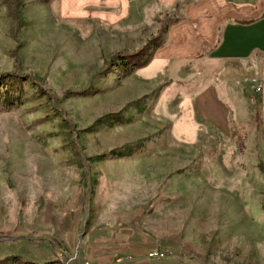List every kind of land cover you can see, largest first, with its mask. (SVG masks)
Returning <instances> with one entry per match:
<instances>
[{
    "label": "rangeland",
    "instance_id": "rangeland-1",
    "mask_svg": "<svg viewBox=\"0 0 264 264\" xmlns=\"http://www.w3.org/2000/svg\"><path fill=\"white\" fill-rule=\"evenodd\" d=\"M170 2L0 0V264H264L261 61Z\"/></svg>",
    "mask_w": 264,
    "mask_h": 264
},
{
    "label": "crops",
    "instance_id": "crops-1",
    "mask_svg": "<svg viewBox=\"0 0 264 264\" xmlns=\"http://www.w3.org/2000/svg\"><path fill=\"white\" fill-rule=\"evenodd\" d=\"M184 17L186 21L174 24L170 36L168 48L173 57L261 61L263 90L259 96L264 127V0H196L186 7Z\"/></svg>",
    "mask_w": 264,
    "mask_h": 264
},
{
    "label": "built area",
    "instance_id": "built-area-1",
    "mask_svg": "<svg viewBox=\"0 0 264 264\" xmlns=\"http://www.w3.org/2000/svg\"><path fill=\"white\" fill-rule=\"evenodd\" d=\"M262 90H263V85H262V82L259 81V82H257L256 85H255V93H256L257 95H260V94L262 93ZM151 256H152V257L155 256V257H157V258H164V257H165V254H164V253H157V252H155V253L151 254Z\"/></svg>",
    "mask_w": 264,
    "mask_h": 264
},
{
    "label": "trees",
    "instance_id": "trees-1",
    "mask_svg": "<svg viewBox=\"0 0 264 264\" xmlns=\"http://www.w3.org/2000/svg\"><path fill=\"white\" fill-rule=\"evenodd\" d=\"M96 123H97V124H100V123H102V121L99 120V121H97ZM8 261H9V263L12 264V263L19 262V261L21 262V259H19V258H17V257H12V258H10Z\"/></svg>",
    "mask_w": 264,
    "mask_h": 264
}]
</instances>
